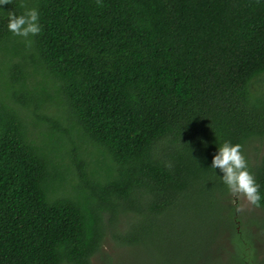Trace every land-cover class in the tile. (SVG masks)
Returning <instances> with one entry per match:
<instances>
[{
	"label": "trees",
	"instance_id": "obj_1",
	"mask_svg": "<svg viewBox=\"0 0 264 264\" xmlns=\"http://www.w3.org/2000/svg\"><path fill=\"white\" fill-rule=\"evenodd\" d=\"M224 140L264 193V0L0 6V264H264V201L210 168Z\"/></svg>",
	"mask_w": 264,
	"mask_h": 264
},
{
	"label": "clouds",
	"instance_id": "obj_2",
	"mask_svg": "<svg viewBox=\"0 0 264 264\" xmlns=\"http://www.w3.org/2000/svg\"><path fill=\"white\" fill-rule=\"evenodd\" d=\"M8 2L9 0H0V6ZM38 16L39 13L36 8L25 7L19 14L9 11L7 28L13 35L25 38L30 35L34 36L41 30ZM31 43L30 39L25 40L26 45ZM241 149L242 145L239 142L224 140L217 145L210 168L219 169V178L230 193L242 194L251 204L260 206L264 201V193L259 191L260 185L249 170L247 160Z\"/></svg>",
	"mask_w": 264,
	"mask_h": 264
},
{
	"label": "rangeland",
	"instance_id": "obj_3",
	"mask_svg": "<svg viewBox=\"0 0 264 264\" xmlns=\"http://www.w3.org/2000/svg\"><path fill=\"white\" fill-rule=\"evenodd\" d=\"M257 146H258L259 151H260V152H258V154L259 155L264 154V140H263V142L258 143ZM252 152L255 153V154H257L256 153L257 152L256 149H255V152L254 151H252ZM249 155H251L250 152H249ZM253 156H254V154H253ZM252 158L253 157H251V160H252ZM233 198H238L240 200V203H241L240 204V209L241 210H243V211H245L247 213H250V212H258L259 213V211H256V209L252 206V204L249 201H247V199L242 194H238V195H234L233 194ZM218 241L219 242H222V243H225L223 236H221L218 239ZM219 242L214 243L212 247H215L216 245H218ZM106 248H107V251L110 252V254L112 256L113 255L116 256L117 249L114 250V247H113L112 244L110 246L107 245ZM138 256H144L145 257V258H139L138 261H140L142 259H145V260L147 259L146 256L144 255V252L141 249H138L137 250V257ZM121 258L126 262V264H132V261L126 260V257H121ZM131 260H132V258H131ZM143 262H144V260H143ZM97 264H105V263L102 262L100 259H97ZM143 264H152V262L148 260V263H143Z\"/></svg>",
	"mask_w": 264,
	"mask_h": 264
},
{
	"label": "flooded vegetation",
	"instance_id": "obj_4",
	"mask_svg": "<svg viewBox=\"0 0 264 264\" xmlns=\"http://www.w3.org/2000/svg\"><path fill=\"white\" fill-rule=\"evenodd\" d=\"M211 254H212L211 261H215V260L219 259L220 256H222V253L216 254L215 252H212ZM223 258H224V256H223Z\"/></svg>",
	"mask_w": 264,
	"mask_h": 264
}]
</instances>
